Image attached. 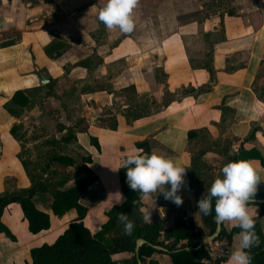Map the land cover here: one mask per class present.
<instances>
[{
	"label": "crops",
	"instance_id": "crops-1",
	"mask_svg": "<svg viewBox=\"0 0 264 264\" xmlns=\"http://www.w3.org/2000/svg\"><path fill=\"white\" fill-rule=\"evenodd\" d=\"M104 3L105 0H0V45L11 44L0 47V196L31 186L19 159L21 143L11 134L12 127L19 126L18 133L28 132L31 121L27 125V116L41 108L39 100L45 92L50 93L49 101L55 100L56 105L59 102L55 108L64 110L77 96L64 94L59 91L61 87L70 83L76 87L86 85L87 91L79 90L77 94L86 111L81 118L89 126L86 133L76 134V140L77 146L91 155L90 168L99 177L98 183L81 197V203L88 208L84 225L92 234L108 221L106 214L114 202L125 201L119 169L129 152L140 153L137 143L148 141L151 153L170 158L185 170L191 163L189 131H203L212 142L227 141L231 152H237L242 145L243 150L256 151L264 158V88L258 86L264 66V0H236L234 15L212 16L205 21L178 19L175 0H139L133 12L135 27L128 34L108 30L98 21L97 14ZM56 39L67 47L53 60L45 48ZM210 51L212 73L202 64ZM228 59L234 67H244L227 72ZM84 60L100 63L96 69L91 65L90 70L78 65ZM119 61L124 63L123 70L114 72L111 65ZM95 79H103L107 85H95ZM46 86L49 88L44 89ZM131 86L139 102L148 98L161 103L166 95L175 98L160 112L131 124L119 113L115 131L102 127L99 119L109 117L107 110L115 103L120 102L121 109L127 108L126 94L115 96L108 88L122 92ZM189 87L200 92L194 96L182 94ZM19 91H32L35 102L17 118L7 112L6 105ZM48 118L41 113L37 121L50 125ZM59 123L70 125L62 120ZM253 125L258 131L254 138L244 141ZM60 134L57 140L66 135ZM91 138L97 139L99 150L91 144ZM204 160L212 166L202 181L206 190L212 181L206 177L219 175L222 157L208 152ZM249 163L262 180L255 193L260 195L264 193V168L258 160ZM184 179L179 193L182 204L168 203L181 214L200 221L195 205L205 191H190L186 172ZM52 201L49 194L34 197L35 205L50 217V229L38 235L29 232L19 204L4 210L1 222L16 241L0 233V264H32L31 250L53 244L68 228L75 214L55 216ZM141 202L143 210L152 212L151 220L160 217L173 225L176 213L166 211L152 195ZM249 211L255 217L259 208L249 205ZM222 225L230 230L234 222ZM262 230L264 233V219ZM238 244L239 234L233 239L232 251ZM156 259L161 264H171L168 255H157Z\"/></svg>",
	"mask_w": 264,
	"mask_h": 264
},
{
	"label": "trees",
	"instance_id": "trees-1",
	"mask_svg": "<svg viewBox=\"0 0 264 264\" xmlns=\"http://www.w3.org/2000/svg\"><path fill=\"white\" fill-rule=\"evenodd\" d=\"M227 14L234 15V11L232 10ZM10 45V43H2L0 47ZM66 47L65 42L56 39L45 48V52L48 57L56 60L62 55ZM206 62L208 65H205L204 69L210 73L214 72L211 66V51ZM99 63L95 60H84L79 62L78 65L91 70V65H93V69H96ZM243 67V65L234 67L231 64V59H228L226 71L234 72ZM48 88L49 86H46L44 89ZM83 91L87 90L84 88ZM107 91L118 96V92L112 91L111 88H108ZM198 92H200L199 89L196 90L189 87L183 89L182 94L194 96ZM31 93L32 91L16 92L11 102L6 105L7 112L11 116L19 118L24 110L28 107L31 108L35 102ZM122 93L126 94L127 108L121 109L120 113H122L128 124L153 114L152 110L157 106L156 101L139 102L133 86L126 88ZM41 96L48 99L50 93L47 91ZM174 98V96H171L170 99L165 97L163 106ZM64 108L66 109V107ZM110 117L113 118L114 115H109ZM113 120L114 123L112 125L106 126L104 125L106 120L103 117L99 119L102 127L115 131L117 130V121L116 119ZM88 126L87 121L83 118L72 126L60 124L59 133L67 132V135L61 137L60 140L51 139L47 143L50 150L37 161L26 158L21 151L19 159L31 186L27 189L5 193L0 196V233L4 234L8 240L16 241L9 229L1 222L4 210L13 203L20 205L31 234L38 235L41 232L48 231L50 229V217L34 203V197L43 193L52 196L51 209L55 216L63 217L67 213L73 212L75 219L53 244H44L31 250L32 264H159L156 259L157 255H168L171 259V264H204L203 262L209 259L207 244H204V240L206 237L212 236L217 228V224L213 219L214 213L207 216L199 213V221L194 217H187L185 214H181L180 210L178 211L176 208L170 207L168 201L163 199L162 195L151 193L149 195H152L160 206L168 212L174 211L176 217L172 226H169L160 217H154L152 223L145 224L141 211L143 207L142 198L138 192L136 193L129 188L126 183L125 170L122 167L119 169V180L125 201L119 206H114L106 214L108 221L98 233L92 234L89 231L84 225L88 208L81 203V197L91 186L98 183L99 177L90 168L92 163L91 155L78 147L76 140V134L86 133ZM18 130H20V127L15 125L11 129V134L21 143L23 150L22 144L25 134L20 135ZM257 131L258 128L253 125L244 141L254 138ZM262 133L264 136V130ZM203 136H206L203 131H189L187 134L189 152L192 153L190 166L186 168L187 184L190 191L196 194H203L205 191L202 181L205 178V171L210 170L204 160V156L208 152L222 157L221 167L225 163L234 160L247 162L258 160L261 167L264 168V158L256 151L247 152L243 150L241 145L237 152H231V144L227 141H210V146L205 152L193 153L191 150H193L195 142L200 137L203 138ZM91 144L98 150L100 149L97 139L91 138ZM71 145H76L73 153L69 151ZM136 147L140 150V153L151 154L148 141L137 143ZM252 199H264V193L254 195ZM250 205H255L259 208L258 215L253 217V219L256 221L255 233L259 237L260 242L247 251L251 256V264H264V233L262 230L264 205ZM122 212L127 214L128 218L133 222V229L130 234L124 233L123 225L117 219ZM239 232L240 229L236 226L227 230L222 225L221 232L215 241L226 238L232 244L234 237ZM138 240H144L145 244L136 252ZM221 263L217 261L214 264Z\"/></svg>",
	"mask_w": 264,
	"mask_h": 264
},
{
	"label": "clouds",
	"instance_id": "clouds-1",
	"mask_svg": "<svg viewBox=\"0 0 264 264\" xmlns=\"http://www.w3.org/2000/svg\"><path fill=\"white\" fill-rule=\"evenodd\" d=\"M138 3L139 0H105L97 19L108 30L118 29L122 34L131 33L135 27L133 12ZM121 167L125 170L129 188L138 192L141 198L157 193L177 206L182 204V197L178 193L185 185L186 170L172 159L156 153L131 151L123 159ZM261 181L249 162L229 161L220 168V175L213 179L196 202V212L205 216L214 213L213 219L218 226L229 221L240 229L239 244L231 252L228 264H251V256L247 250L260 242L255 233L256 221L250 214L249 205L253 204L252 198ZM121 203L120 199L113 206ZM141 211L143 222L152 223V212ZM117 219L123 225L124 233L130 234L133 222L128 215L122 212Z\"/></svg>",
	"mask_w": 264,
	"mask_h": 264
},
{
	"label": "rangeland",
	"instance_id": "rangeland-1",
	"mask_svg": "<svg viewBox=\"0 0 264 264\" xmlns=\"http://www.w3.org/2000/svg\"><path fill=\"white\" fill-rule=\"evenodd\" d=\"M174 5H175L174 7L175 14L178 19L186 20V21H191V20L205 21V20H209L212 16H219L220 18H223V16L228 12H231L232 10L234 11L236 0H181V3L178 0H175ZM202 64L203 67H205V65H208L206 61L202 62ZM111 66L112 68L114 67L113 70L114 72H120L123 70L122 66H124V63L119 61V63H114V65L112 64ZM260 72H261L260 82L258 86H262V88H264V84L262 82V78L264 76V66L261 68ZM94 81L97 82L95 83V85H99V86L107 85L103 79L102 80L95 79ZM85 87L86 85L80 87H76L75 85L71 86V83L61 87L59 91L61 90L64 91V94L70 92L71 94H73L74 97L77 96V99H74L71 103H68V107H66V109L64 110L55 108L56 106H58L59 102H57L56 105L54 103L55 100L49 101L47 98L44 99L43 96L40 97L41 99L39 100V104L41 108L29 112V115L27 116V121H26L27 125L29 124L30 121L31 124L28 125L29 129L28 132L25 133L26 136L25 139L23 140V144H22L23 156L29 158L32 161L39 160L41 156H44L45 153L50 150V147L47 145V143L56 136L60 138L61 134L59 133L58 130L60 126L59 123L60 120L72 126L81 119V116L86 115V111L82 108L83 107L82 101L78 96L79 94H77L79 90L83 91ZM180 93L181 92H179L178 94ZM118 96L123 97L122 92H118ZM144 101H150V100L148 98H144L143 102ZM120 104H121L120 102H117L115 103L114 107H112V109L107 110L108 113L106 115L108 114L114 115V117L106 118L105 119L106 123L104 125L106 126L112 125L114 123L113 119H116L117 121V116L121 112ZM162 109H163V102L157 103V106L153 108L152 113L155 114L157 112H160ZM41 113L43 114L46 113L48 115L49 117L48 119L51 121L50 125H47L48 123H40L39 121H37V118ZM20 134H22V132H20ZM65 134L67 135V132H65ZM206 136L197 139L195 145L193 146V150H191L193 153L205 152L208 149L211 140L208 137V135ZM75 149H76V145H71L69 151L73 153ZM206 164L207 167L212 169V166H209L207 162ZM205 175H206V171H205ZM213 179L214 177L212 176V174H208V176L206 177V180L209 181L211 180L213 181ZM158 263L161 264L160 261H158Z\"/></svg>",
	"mask_w": 264,
	"mask_h": 264
},
{
	"label": "built area",
	"instance_id": "built-area-1",
	"mask_svg": "<svg viewBox=\"0 0 264 264\" xmlns=\"http://www.w3.org/2000/svg\"><path fill=\"white\" fill-rule=\"evenodd\" d=\"M209 259L204 264H214L217 261L224 262L229 259L232 252L231 244L224 238L219 241L206 242Z\"/></svg>",
	"mask_w": 264,
	"mask_h": 264
},
{
	"label": "water",
	"instance_id": "water-1",
	"mask_svg": "<svg viewBox=\"0 0 264 264\" xmlns=\"http://www.w3.org/2000/svg\"><path fill=\"white\" fill-rule=\"evenodd\" d=\"M44 84H45V83L42 82V85H44ZM252 201H253V204L264 205V199H261V200L252 199ZM221 228H222V225H219V226L217 225V228H216L215 233H214L212 236H210V237H206L205 240H204V244H205L206 242H213V241H215V240L217 239V237L219 236L220 232H221ZM143 244H145V241H144V240H138V241H137L136 252L139 251V248H140ZM157 249H159V250H163V249H161V248H157Z\"/></svg>",
	"mask_w": 264,
	"mask_h": 264
}]
</instances>
